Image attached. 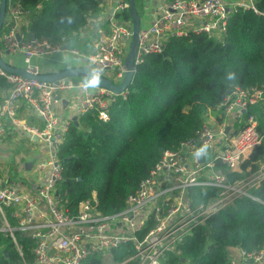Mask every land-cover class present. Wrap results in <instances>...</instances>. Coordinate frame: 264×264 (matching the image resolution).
<instances>
[{"label": "built area", "instance_id": "1", "mask_svg": "<svg viewBox=\"0 0 264 264\" xmlns=\"http://www.w3.org/2000/svg\"><path fill=\"white\" fill-rule=\"evenodd\" d=\"M255 2L161 0L150 26L138 34L134 66L149 53L163 52L168 37L204 33L222 40L230 13L238 9L256 11ZM113 7V13L128 7V0H116ZM32 12L19 1L7 0L5 30L1 34L5 50L21 52L25 69L40 71L31 63L34 56L70 52L84 58L91 71L99 68L103 76L114 81L122 78L127 51L120 40L131 37V23L120 21L111 13L110 30L101 34L92 51L85 54L68 46L64 37L55 43L30 37L27 26ZM0 75L8 82L0 100V142L6 134L5 123L10 122L20 124L47 147L44 160L27 161L36 176L48 173L37 190H17L0 176V232L11 236L22 264H81L91 256L100 257L101 264H161L166 252L174 250L209 216L236 199L247 196L264 204V200L250 193L251 188L264 184V152L255 171L243 167L261 145L264 135L256 130L253 115L242 116L248 105L264 100V80L257 86H236L230 90L221 102L206 110L194 136L180 140L175 148L161 151L148 174L127 196L122 209L103 214L97 209L94 194L91 199L79 201L76 210L70 212L61 208L57 191L62 172L58 146L70 121L59 120L55 105L66 90L74 86L84 88L83 82L72 78L41 81L1 68ZM115 96L101 87L85 91L78 115L95 108L98 118L107 121L108 106ZM21 103L27 104L42 120L41 126L20 123L17 112ZM227 125L230 128L224 132ZM205 146L206 155L196 157L197 150ZM232 174L237 176L231 178ZM195 188L213 189L214 193L206 200L196 199L192 193ZM15 231L31 240V260L23 258ZM121 246H125L123 255L116 260L113 251ZM238 249L242 259L264 264V242L259 249ZM230 264H236L232 257Z\"/></svg>", "mask_w": 264, "mask_h": 264}, {"label": "trees", "instance_id": "2", "mask_svg": "<svg viewBox=\"0 0 264 264\" xmlns=\"http://www.w3.org/2000/svg\"><path fill=\"white\" fill-rule=\"evenodd\" d=\"M14 1L33 10L27 26L30 37L51 43L64 37L68 46L81 49L78 34L90 17L100 14L104 2ZM134 3L139 12L138 0ZM37 4L41 7L36 8ZM255 5L256 11L238 9L230 13L222 40L204 33L172 36L165 41L164 53L145 55L124 94L116 95L109 104L107 121L98 118L95 108L70 120L57 152L62 166L57 183L62 209L74 212L79 201L91 199L93 194L101 213L122 209L161 151L195 135L206 110L236 86L248 88L262 83L264 0H256ZM113 16L131 23L128 7ZM4 30L3 25L1 34ZM230 72L235 80L229 79ZM7 87V80L0 75V100ZM248 115L255 117L256 130L264 135V100L248 105L242 116ZM216 118L220 120V115ZM263 152L264 139L243 167L255 171ZM192 193L196 199L206 200L214 190L195 188ZM250 193L264 200V184L251 188ZM14 235L23 258L31 260V240L19 231ZM263 242L264 204L243 196L209 216L174 250L166 252L161 264H230L232 249H259ZM124 248L113 251L115 259H121ZM101 263L100 257L91 256L81 264ZM0 264H22L11 236L4 232H0Z\"/></svg>", "mask_w": 264, "mask_h": 264}, {"label": "crops", "instance_id": "3", "mask_svg": "<svg viewBox=\"0 0 264 264\" xmlns=\"http://www.w3.org/2000/svg\"><path fill=\"white\" fill-rule=\"evenodd\" d=\"M161 0H138L140 25L141 30H145L152 23L154 13L156 12L157 4ZM227 3L232 0H225ZM116 0H104L102 10L96 17H90L87 24L78 34V41L82 44L81 48L73 47L87 54L93 49L96 39L103 33L110 30L108 18L111 13L110 7H113ZM30 21V19H29ZM5 26V25H4ZM120 43L124 46V50H128L130 38H123ZM1 53L5 61L16 66H23L21 52H5L1 41ZM31 63L37 65L40 71H55L66 66L86 65L84 58L72 53L55 52L46 56H34ZM73 80L84 82V78L73 77ZM86 90L82 86H74L66 90L61 100L55 105L60 121L77 120L78 107ZM92 91H96L92 90ZM5 90L1 93L3 96ZM63 99V100H62ZM235 115V114H234ZM20 123L27 126H41L42 120L35 116L30 107L21 103L17 112ZM235 117H237L235 115ZM236 119V118H235ZM5 137L0 142V176L5 183H10L20 191H35L46 180L48 173L41 176H36L30 170V167L25 166V162L29 160H43L42 156L46 157L47 147L35 135L30 134L20 124L16 125L10 122L5 123ZM44 146L45 149H42ZM231 257L236 261V264H254L249 260L242 259L239 255V249L234 248L231 251Z\"/></svg>", "mask_w": 264, "mask_h": 264}, {"label": "water", "instance_id": "4", "mask_svg": "<svg viewBox=\"0 0 264 264\" xmlns=\"http://www.w3.org/2000/svg\"><path fill=\"white\" fill-rule=\"evenodd\" d=\"M6 6H7V0H0V35L5 21ZM113 10L114 7H110L109 9L110 13H113ZM128 10L131 15L132 35L130 37L129 48L127 50L124 59L126 70L119 81H114L106 76L101 75V82L99 85V87L107 89L116 95L124 93L127 87L129 86L130 82L132 81V77L135 71V66L133 61L136 53L138 34L141 31L140 14L136 9L134 0H128ZM5 52L9 53L8 50H5ZM0 68L9 73H15L26 78H31L41 81H57L59 79H71L73 77H80L86 79L91 72L90 68L87 65H74V66H66L62 69H58L55 71H39L35 73L28 71L23 66H16L5 61L2 57L1 50H0ZM73 120H75V117H73ZM229 128H230L229 125L225 126L224 132H227ZM30 165L31 162L25 163V166L27 168L30 167Z\"/></svg>", "mask_w": 264, "mask_h": 264}, {"label": "clouds", "instance_id": "5", "mask_svg": "<svg viewBox=\"0 0 264 264\" xmlns=\"http://www.w3.org/2000/svg\"><path fill=\"white\" fill-rule=\"evenodd\" d=\"M101 75H102V70L99 68H95L90 72V75L84 80L83 86L86 91H92L95 90L99 87L100 82H101ZM235 74L230 72L229 73V79L235 80ZM207 152V147H202L197 152L195 153L196 157L204 156L206 155Z\"/></svg>", "mask_w": 264, "mask_h": 264}, {"label": "rangeland", "instance_id": "6", "mask_svg": "<svg viewBox=\"0 0 264 264\" xmlns=\"http://www.w3.org/2000/svg\"><path fill=\"white\" fill-rule=\"evenodd\" d=\"M22 61H23V60H22ZM22 64H23V63H22ZM42 149H45L44 146H42ZM45 158H46V157H45ZM45 158H44V156H42L40 159H43V160H44ZM111 255H112V254H111ZM110 257H111V256H110ZM110 259H111V258H110ZM116 260H117V259H116ZM108 261H109V260H107V262H108Z\"/></svg>", "mask_w": 264, "mask_h": 264}]
</instances>
